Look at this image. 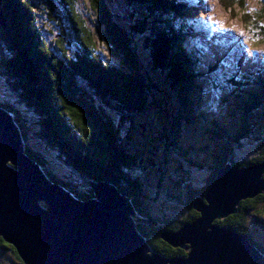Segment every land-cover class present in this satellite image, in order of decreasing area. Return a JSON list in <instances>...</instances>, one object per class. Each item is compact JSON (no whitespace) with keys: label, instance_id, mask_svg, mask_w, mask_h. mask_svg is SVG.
<instances>
[{"label":"trees","instance_id":"1","mask_svg":"<svg viewBox=\"0 0 264 264\" xmlns=\"http://www.w3.org/2000/svg\"><path fill=\"white\" fill-rule=\"evenodd\" d=\"M118 4L1 0L0 108L12 115L25 154L48 178L82 201L93 197L90 183L113 185L132 204L135 227L150 250L185 257L161 240L162 232L175 233L199 217L194 200L228 164L264 162V76L254 68L241 72L249 66L242 50L230 57L240 42L221 57L206 47L207 34L188 22L202 0ZM261 10L264 15V5ZM39 14L49 18L47 29ZM159 192L172 214L164 206L156 218L145 200ZM214 224L247 237L264 255L258 236L264 196L239 202L236 213ZM0 264H23L1 237Z\"/></svg>","mask_w":264,"mask_h":264},{"label":"water","instance_id":"2","mask_svg":"<svg viewBox=\"0 0 264 264\" xmlns=\"http://www.w3.org/2000/svg\"><path fill=\"white\" fill-rule=\"evenodd\" d=\"M0 23L5 27L1 0ZM24 151L19 126L0 108V237L23 264H264L247 237L214 224L236 213L239 202L264 196V162L219 171L205 196L194 200L199 217L160 236L187 255L164 258L151 252L135 227L132 204L113 185L90 183L93 197L76 199Z\"/></svg>","mask_w":264,"mask_h":264},{"label":"rangeland","instance_id":"3","mask_svg":"<svg viewBox=\"0 0 264 264\" xmlns=\"http://www.w3.org/2000/svg\"><path fill=\"white\" fill-rule=\"evenodd\" d=\"M119 3L120 5H123V0H113V2ZM118 1V2H117ZM240 0H203V5H204V9H205V14L204 15H200V13H197V10L194 11L192 13V15L190 16L191 19H195V20H199L200 17H203V19L205 21H207V25L210 29L213 28L214 24H218L219 26H221L223 29L227 30L224 32L221 31H217L218 33H227V34H231L232 36H239L241 38L240 44H241V48L244 51V53H247V56H245L243 59H248L250 60L251 58H255L257 59V64H252L251 66L249 65V69L244 70L241 69V72L245 75L246 73H249V71L251 69H255L252 72H257L260 75L264 76V36H262L260 34V31H263L264 28H262L260 25L264 24V15H262L261 13V9L262 6L264 5V0H246L243 5L241 6L239 3ZM35 2V0H34ZM187 2V1H185ZM83 3H81L82 5ZM118 4V6H119ZM41 9H38V12ZM246 13H248V15H244ZM35 13H37V11H35ZM38 15V14H37ZM44 17H41V15L39 14L38 20L40 22V24L42 25L43 28H48L49 24V18H47V15H44ZM173 24V23H172ZM199 28H203L201 24H197ZM209 29V34L207 35L210 39L213 36L211 35V30ZM229 35V36H231ZM206 39V38H205ZM216 40H223L224 42L227 41L226 37H217ZM201 42V41H200ZM206 47H208V44H205ZM232 46H229L228 48L230 49ZM210 48V47H208ZM210 49H212L214 51L215 54H213L214 56L217 55V53L219 52V50H223L224 53H226V47H222V46H218L216 45V47H211ZM230 52H232V50H230ZM108 54V53H107ZM104 56L107 58L109 56L105 55ZM255 56H259L260 59L256 58ZM108 59V58H107ZM245 62V61H244ZM259 62V63H258ZM225 70V69H224ZM215 89V88H213ZM0 90L1 91H5L3 89V86H0ZM210 90V89H209ZM214 90L209 92V96L213 98L214 100ZM156 96V95H155ZM219 99V98H218ZM218 99H216L214 102L217 105L218 102H220ZM207 99H204V104H206ZM150 104V103H149ZM154 104V103H153ZM215 105V106H216ZM151 111V109H148ZM142 120H145V115L144 117H141ZM164 119L166 120L167 117H164ZM34 121V118H33ZM195 133L198 134L197 129L194 130ZM29 137L30 134H28ZM148 137V136H147ZM149 138V137H148ZM150 139V138H149ZM193 140V139H192ZM191 139H188L186 142H192ZM133 142L136 144L138 143V140H133ZM34 143H31V147H36ZM196 144V143H194ZM188 145V144H186ZM200 149L201 146L196 144ZM134 147V146H133ZM196 147V148H198ZM36 149V148H34ZM134 150V148H131ZM251 150V148H250ZM250 150L248 151V153L250 152ZM253 152V150L251 151ZM250 152V154H251ZM206 155L203 151H201V153H198V157L200 158V160L204 161L206 160V158L203 156ZM46 166V164H45ZM69 174V173H68ZM59 175V174H58ZM66 174L62 173L61 177L64 178ZM205 176V175H203ZM196 179H199V176L196 175L195 177ZM160 194H156L154 196H152V194H148V199L145 200V206H153V209H150L149 211V215L151 216H157L158 217V212L156 211L157 209H163V207L165 206V208H169V214H172L171 212V207L168 206V204H165V199L163 197V193L159 192ZM263 196V195H262ZM162 217V216H159ZM257 235V234H256ZM260 235H262L264 237V224L262 225V228L259 229L258 232V236L260 237ZM2 255H4L2 253Z\"/></svg>","mask_w":264,"mask_h":264},{"label":"bare ground","instance_id":"4","mask_svg":"<svg viewBox=\"0 0 264 264\" xmlns=\"http://www.w3.org/2000/svg\"><path fill=\"white\" fill-rule=\"evenodd\" d=\"M204 26V25H203ZM212 35V34H211ZM229 37V36H228ZM230 37H232V36H230ZM237 37V36H236ZM206 38V39H205ZM203 40L204 41H202L204 44H208L209 46L208 47H216V44H212V41H213V39H212V37H211V39L208 37V36H205L204 38H203ZM222 47H224V46H222Z\"/></svg>","mask_w":264,"mask_h":264},{"label":"snow or ice","instance_id":"5","mask_svg":"<svg viewBox=\"0 0 264 264\" xmlns=\"http://www.w3.org/2000/svg\"><path fill=\"white\" fill-rule=\"evenodd\" d=\"M260 26L262 28H264V24H261ZM211 30L212 31H221V32L227 31V30L223 29L221 26H219L218 24H214V26Z\"/></svg>","mask_w":264,"mask_h":264},{"label":"flooded vegetation","instance_id":"6","mask_svg":"<svg viewBox=\"0 0 264 264\" xmlns=\"http://www.w3.org/2000/svg\"><path fill=\"white\" fill-rule=\"evenodd\" d=\"M157 218V217H156ZM155 226H157L156 224H155ZM151 238H153L152 236H151ZM163 241V240H162ZM166 243V242H165ZM148 244V243H147ZM167 244V243H166ZM168 246H170L169 244H167ZM149 247V246H148ZM170 247H172V246H170ZM172 248H174V247H172ZM150 249V248H149ZM177 249H180V248H177ZM181 250H183V249H181ZM183 251H185V250H183ZM152 252V251H151ZM185 252H187V251H185Z\"/></svg>","mask_w":264,"mask_h":264}]
</instances>
